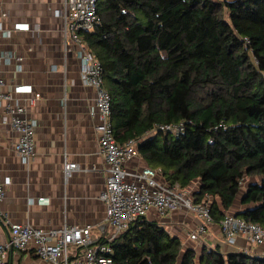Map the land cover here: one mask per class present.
Masks as SVG:
<instances>
[{
	"label": "trees",
	"instance_id": "obj_1",
	"mask_svg": "<svg viewBox=\"0 0 264 264\" xmlns=\"http://www.w3.org/2000/svg\"><path fill=\"white\" fill-rule=\"evenodd\" d=\"M96 4L99 25L78 35L101 65L116 141H135L145 167L195 202L208 196L214 222L231 214L264 226V0ZM163 124L182 130H154ZM235 201L242 208L233 211ZM111 249L113 264H264L243 252L183 249L144 218Z\"/></svg>",
	"mask_w": 264,
	"mask_h": 264
},
{
	"label": "crops",
	"instance_id": "obj_2",
	"mask_svg": "<svg viewBox=\"0 0 264 264\" xmlns=\"http://www.w3.org/2000/svg\"><path fill=\"white\" fill-rule=\"evenodd\" d=\"M62 13L63 0H0L1 90L12 95L10 105L23 108L34 131V156L23 160L13 150L18 133L7 122V103L0 100V179L10 180L0 203V245L8 240L12 223L42 229L90 225L93 237H100L97 226L104 218V204L99 195L106 171L94 130L99 122L92 115L95 95L81 80V49L66 32ZM16 23L28 29L15 31ZM16 85H29L31 92L13 93ZM68 163L77 169L65 177ZM143 167L139 156L124 166L130 172ZM42 198L46 203L37 204ZM241 208L235 201L232 210ZM144 219L176 236L183 249L205 246L221 253L264 255V242L255 245L237 236L226 243L219 221L193 242L188 233L200 221L191 213L159 217L150 211ZM3 259L6 264H51L29 250H9Z\"/></svg>",
	"mask_w": 264,
	"mask_h": 264
},
{
	"label": "built area",
	"instance_id": "obj_3",
	"mask_svg": "<svg viewBox=\"0 0 264 264\" xmlns=\"http://www.w3.org/2000/svg\"><path fill=\"white\" fill-rule=\"evenodd\" d=\"M96 3L97 0H63L62 18L70 39L81 49V80L95 95L92 115H96L99 122L94 130L98 152L105 163L106 171L104 188L99 195L104 204V218L97 226L100 237L97 240L93 237L90 225H65L57 229H42L12 223L9 225L8 240L0 245V264H6L3 258L9 250H29L39 259L51 264H113L111 243L135 221L145 218L150 211L159 217H165L174 211L195 215L200 223L188 233V239L193 242H199L206 227L214 222L209 212L208 196L200 202H195L190 192L181 189L177 183L168 184L161 181L155 169L143 167L130 172L124 168L127 162L138 156L137 144L133 140L119 143L114 138L109 121L110 95L104 87L101 65L87 51L78 35L81 31L90 32L99 25ZM121 13L125 12L122 10ZM27 29L28 25L25 23L13 25L15 31ZM2 86L0 79V100L7 103V122L11 129L18 133L13 150L23 160L30 159L34 156L33 124L23 116L22 107L9 104L13 99L12 95L3 92ZM30 92L29 85L13 87V93L16 94ZM154 130L163 135L177 134L182 127L180 124H163L156 126ZM76 169L75 164H65V177H69ZM9 182L8 177L0 179V203L4 199V188ZM36 203L43 205L46 199H38ZM219 226L226 243H232L237 236L255 245L264 242V226L243 221L231 214H225L219 221Z\"/></svg>",
	"mask_w": 264,
	"mask_h": 264
},
{
	"label": "water",
	"instance_id": "obj_4",
	"mask_svg": "<svg viewBox=\"0 0 264 264\" xmlns=\"http://www.w3.org/2000/svg\"><path fill=\"white\" fill-rule=\"evenodd\" d=\"M137 147H138V145H137ZM234 217H236V215H233Z\"/></svg>",
	"mask_w": 264,
	"mask_h": 264
},
{
	"label": "rangeland",
	"instance_id": "obj_5",
	"mask_svg": "<svg viewBox=\"0 0 264 264\" xmlns=\"http://www.w3.org/2000/svg\"><path fill=\"white\" fill-rule=\"evenodd\" d=\"M246 182H247V180H246ZM244 187V186H243Z\"/></svg>",
	"mask_w": 264,
	"mask_h": 264
}]
</instances>
